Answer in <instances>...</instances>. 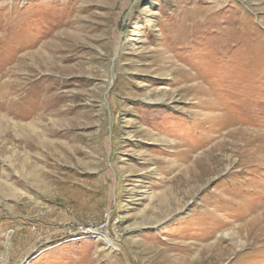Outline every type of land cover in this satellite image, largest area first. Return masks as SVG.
<instances>
[{"label":"rangeland","instance_id":"rangeland-1","mask_svg":"<svg viewBox=\"0 0 264 264\" xmlns=\"http://www.w3.org/2000/svg\"><path fill=\"white\" fill-rule=\"evenodd\" d=\"M0 264H264V0H0Z\"/></svg>","mask_w":264,"mask_h":264}]
</instances>
